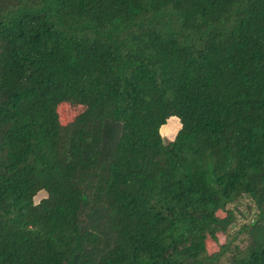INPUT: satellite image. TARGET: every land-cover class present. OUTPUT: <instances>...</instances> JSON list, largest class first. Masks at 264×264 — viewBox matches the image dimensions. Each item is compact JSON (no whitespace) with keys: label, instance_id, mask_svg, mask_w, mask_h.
I'll return each mask as SVG.
<instances>
[{"label":"trees","instance_id":"obj_1","mask_svg":"<svg viewBox=\"0 0 264 264\" xmlns=\"http://www.w3.org/2000/svg\"><path fill=\"white\" fill-rule=\"evenodd\" d=\"M0 264H264V0H0Z\"/></svg>","mask_w":264,"mask_h":264},{"label":"rangeland","instance_id":"obj_2","mask_svg":"<svg viewBox=\"0 0 264 264\" xmlns=\"http://www.w3.org/2000/svg\"><path fill=\"white\" fill-rule=\"evenodd\" d=\"M83 108L77 106H70L68 104H63L59 107V115L62 123H66L71 121L77 114H79ZM45 194L42 192L35 198V202H38L41 198H43ZM236 207V221L235 224L231 226L228 234H231L238 230L239 226L249 222L254 215L255 209L248 199H242L238 201L235 205H230L228 208ZM226 234H218L217 240L212 241L211 239L207 240V248L209 252H215L218 250L219 246L223 244L226 240Z\"/></svg>","mask_w":264,"mask_h":264}]
</instances>
